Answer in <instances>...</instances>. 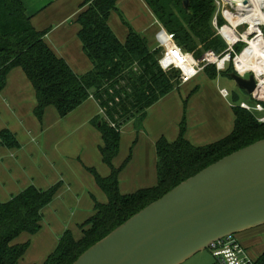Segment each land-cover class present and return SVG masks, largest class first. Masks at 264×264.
<instances>
[{
  "label": "trees",
  "instance_id": "1",
  "mask_svg": "<svg viewBox=\"0 0 264 264\" xmlns=\"http://www.w3.org/2000/svg\"><path fill=\"white\" fill-rule=\"evenodd\" d=\"M143 1L166 32L173 35L176 44L195 58L207 50L216 54L225 51L226 44L217 33L213 19L215 16L218 26L225 20L217 12L214 0ZM117 3L118 0H82L79 4L77 37L92 68L77 74L45 43L46 30L32 26L23 0H0V90L10 70L20 67L34 90L33 114L38 120L47 106H53L63 117L89 97L102 110L90 122L101 135L98 150L110 173L100 176L94 168L87 170L106 196V202L94 200L93 214L79 225L81 236L76 239L71 231L65 230L42 264H71L90 245L181 181L223 156L264 138V122H258L254 113L235 104L231 106L232 130L205 146H196L184 136L183 118L176 139L159 137L155 142L156 184L122 194L119 174L129 158L118 167L113 165L119 151L120 129L131 120L136 130L141 129L146 110L178 87V71L160 68L157 62L160 48L149 47L147 39L132 28ZM112 12L118 13L127 28L123 41L108 23ZM241 46L236 45V50L240 51ZM233 71L231 63L219 73L213 66L204 68L211 79L218 74L229 77ZM0 146L19 148L20 144L15 134L4 128L0 130ZM58 185L48 189L29 185L7 201H0V264H18L24 256L29 241L14 243V240L22 233L38 232L43 210L53 200ZM251 264H264V249Z\"/></svg>",
  "mask_w": 264,
  "mask_h": 264
},
{
  "label": "crops",
  "instance_id": "2",
  "mask_svg": "<svg viewBox=\"0 0 264 264\" xmlns=\"http://www.w3.org/2000/svg\"><path fill=\"white\" fill-rule=\"evenodd\" d=\"M81 1L23 0L32 26L36 30H46L45 43L77 74L92 68L77 37L79 25L76 18ZM117 6L132 28L144 34L149 47L156 48L162 26L147 4L143 0H118ZM112 13L108 23L123 41L124 34L117 32L118 25ZM200 73L204 76L203 85L194 82L189 94L191 102H198L194 108L196 111L193 112L190 103L186 117L182 116L180 102L169 92L146 110L141 129L136 130L133 120L121 127L119 151L113 165L118 167L129 158L119 174L122 194L154 186L155 179L157 181L155 142L159 137L169 141L176 139L178 124L183 118L184 121L186 118L184 136L194 145H201L202 140L221 131L224 135L232 130L231 124H224L223 117L220 121L218 119L219 108L215 99L224 97L223 88L206 81L211 78L204 71ZM35 105L34 90L23 70L20 67L11 69L4 88L0 90V130L6 128L13 132L20 147L0 146V201H7L29 185L48 189L61 183L53 200L43 210L38 232L33 235L22 233L14 240V243L29 241L22 262L18 264H42L65 230L71 231L78 239L81 236L79 225L94 212V200L106 202V196L87 168H94L100 176L110 173L98 150L102 144L101 135L90 122L102 114L93 97L63 117L53 106H47L38 120L33 114ZM227 111L230 118V108ZM219 113L226 117L225 109ZM256 230L237 235L243 244H249L246 251L255 245V240L264 238V230L260 233Z\"/></svg>",
  "mask_w": 264,
  "mask_h": 264
},
{
  "label": "water",
  "instance_id": "3",
  "mask_svg": "<svg viewBox=\"0 0 264 264\" xmlns=\"http://www.w3.org/2000/svg\"><path fill=\"white\" fill-rule=\"evenodd\" d=\"M247 94L252 74L230 72ZM264 225V138L181 181L85 249L71 264H182L227 236Z\"/></svg>",
  "mask_w": 264,
  "mask_h": 264
},
{
  "label": "built area",
  "instance_id": "4",
  "mask_svg": "<svg viewBox=\"0 0 264 264\" xmlns=\"http://www.w3.org/2000/svg\"><path fill=\"white\" fill-rule=\"evenodd\" d=\"M227 25L228 22L227 24L218 26L216 24V17H214L215 29L224 40L226 49L221 54H216L212 50H207L201 55L200 58H195L191 53L182 50L176 44L173 35L162 29L157 38L158 47L161 50L160 55L157 59L158 65L163 71H170L171 69L177 70L178 84L187 83L188 81L193 79L199 72L204 71V68L207 66L215 67L216 72L219 73L226 68L228 63H231L234 72L242 77H245V74H252L256 82V87L252 94H250V99L254 104L252 106L247 102H241L239 106L252 113L258 112L260 116L256 117L257 121L264 122V105L262 104L264 103V98H262L257 93L258 87L261 82L259 76L255 71L252 70L240 73L237 67L239 56H241L244 49L249 47L248 41H246L243 36V33L247 31L249 26L247 24L238 25H247L248 27L243 32H238L236 28V40L229 41L223 31V28ZM254 36H261V40L264 41L263 33L260 35H258V33H255L253 37ZM248 37L253 38L252 35H248ZM248 37L246 36V38ZM238 44H244V47H242L240 51L237 52L235 47ZM221 93L224 97L228 95V92L225 89H222ZM210 250L214 252L215 256L219 257L220 264H251L250 257L246 254L244 248L240 246V244L236 240L235 235L227 236L221 240L213 242L210 245Z\"/></svg>",
  "mask_w": 264,
  "mask_h": 264
},
{
  "label": "rangeland",
  "instance_id": "5",
  "mask_svg": "<svg viewBox=\"0 0 264 264\" xmlns=\"http://www.w3.org/2000/svg\"><path fill=\"white\" fill-rule=\"evenodd\" d=\"M214 2L216 3V6H217V12H219L221 14L222 18L225 20L224 24H227V21H228V25L227 26H229V24L231 26V25H233L235 22H237L239 20L237 17L231 16L230 11L234 12L235 10H233L230 5L226 4L222 0H214ZM112 16H113V19L115 20V24L118 25L116 27L117 32H119L121 34H124V39H125L126 32H127L126 26L121 22L117 12L112 13ZM127 22H128V20H127ZM213 25H214V19H213ZM247 25L249 26L248 23H247ZM247 25L238 26L237 27V31L238 32H243L244 30L247 29V27H248ZM258 26L257 27L259 29L261 28L260 30L262 31V33L264 35V26H261V25H258ZM257 27H256V29H257ZM162 29L165 30L163 27H162ZM142 35L144 36V34H142ZM242 47H244V44H242L241 48ZM156 48H159L158 45H157ZM199 73L196 75L197 77L195 76L196 78H193L192 80L188 81L187 83L178 84V87L174 88V90L171 91V93H173L172 95H174L178 99L180 104H181V105L180 104H178V105H179V108L182 110L181 113H180V114H182V116L184 115L186 117L187 109H188L190 103H192L191 109L193 110V112L196 111L194 108H196V105L198 104V102L197 101L191 102L192 101V96H190L191 95L190 93H191L192 87H194L192 85L194 82H197V84L199 86L203 85L202 82H204V79H203L204 76H203L202 73H200V74ZM248 75L249 74H245V77H247ZM206 81H211V83H216V84H218L219 88H223V89H225L228 92V95L226 97L219 98L220 100L218 98L215 99V101L218 103L219 111L222 110V109L226 110V114H225L226 117L222 116L219 113V111H218V119L220 121L221 118L223 117L222 121L224 122V124H227V122H228L229 125L231 124L233 126L234 115H233V112H232V109H231V106L233 104L239 105L241 102H247L248 104L253 106L254 103L250 99V95L247 94L245 91L241 90L240 88H238L235 85V82L230 77H228L226 75L218 74V76L216 78H214V79H206ZM227 106L230 108V110L232 112V114L230 112V114H231L230 118L227 116V113H228L227 110L229 109V108H227ZM197 112L199 114V111H197ZM254 115L256 117L260 116V114L258 112H254ZM231 117H232V119H231ZM185 121H186V118H185ZM195 122H197V121H195ZM221 132L216 133L215 135H212V137H210L209 139L202 140L201 141L202 142L201 145L200 144H195V145L205 146V145L214 143V142L220 140L221 138H223L225 135H227L229 133V132H227L226 134L223 135ZM155 184H156V179H155L154 185ZM60 185H61V183H59L58 189H59ZM263 230H264V225L259 227V228H257L256 232L260 233V231H263ZM235 237H236V240L238 241V243L240 244V246H242L244 248V251L250 257L251 260L255 259L262 252V250L264 249V245H263L264 238H262V237L258 238L257 241L255 240V243H254L255 245H252L251 248L247 247L248 248L247 251H246V248H245L247 244L246 243L243 244L242 238H239L237 235H235ZM247 246H249V244ZM20 262H22V258L20 259ZM182 264H220V262H219V257L218 256L213 255L208 250H202V251L196 253L195 255H193L192 257H190L188 260H186Z\"/></svg>",
  "mask_w": 264,
  "mask_h": 264
},
{
  "label": "bare ground",
  "instance_id": "6",
  "mask_svg": "<svg viewBox=\"0 0 264 264\" xmlns=\"http://www.w3.org/2000/svg\"><path fill=\"white\" fill-rule=\"evenodd\" d=\"M222 1L235 10L234 12L230 11L231 16L239 19L233 25L230 26L229 24V26L223 28L229 41L236 40L237 33L235 30L238 25L249 24L247 31L243 33L244 39L249 43V47L244 49L241 56H239L237 67L240 73L248 70L256 72L261 81L257 93L264 98V41L261 40V36L253 37L255 33H258V35L262 34L261 30L258 29V25L264 26V0ZM248 35H252L253 38L248 37Z\"/></svg>",
  "mask_w": 264,
  "mask_h": 264
}]
</instances>
